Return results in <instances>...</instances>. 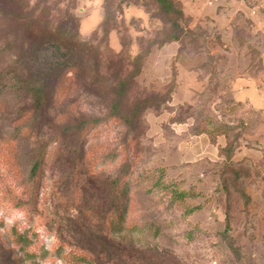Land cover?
Here are the masks:
<instances>
[{"label":"rangeland","instance_id":"374dc122","mask_svg":"<svg viewBox=\"0 0 264 264\" xmlns=\"http://www.w3.org/2000/svg\"><path fill=\"white\" fill-rule=\"evenodd\" d=\"M178 1L187 34L163 43L173 19L156 0H0V264H12L2 240L13 231L35 236L27 250L39 264H73L78 246L82 264H264V0ZM70 13L75 86L64 104L52 100L65 70L43 58L51 102L36 122L19 57ZM25 21L34 31L22 35ZM52 141L60 154L36 212L31 168ZM124 165L125 229L109 233L105 203Z\"/></svg>","mask_w":264,"mask_h":264},{"label":"trees","instance_id":"16d2710c","mask_svg":"<svg viewBox=\"0 0 264 264\" xmlns=\"http://www.w3.org/2000/svg\"><path fill=\"white\" fill-rule=\"evenodd\" d=\"M156 2L160 11L173 19L172 31L169 33L163 43L173 41L182 42L183 34H187V32L180 26V20L184 18V11L180 2L178 0H156ZM79 25V17L70 13L66 19L62 31H50L51 34L44 38L39 44H36L32 47H28L27 45V48H25L22 53H30L28 59H25L23 55L19 57L20 61L18 62V65L24 66L25 64H23V61H27L25 67H21L20 69L24 71L25 75L32 79L29 85L24 86V88L32 98L33 107L31 110V115L32 119L36 122H40L48 116L47 107L49 102H51V99L48 98L47 87L40 79V74L44 76V70L40 65L42 64L43 58L53 56L56 68H58L60 71L65 70L62 75L64 78L58 80L55 85L52 100L59 104H64L67 93L68 91L70 92L71 86H75L74 81L70 82L68 73L72 72L74 75H76L78 72L75 56L78 54L76 43ZM21 28L22 35H25L30 31H34L32 28V23L29 21L22 23ZM41 28V26L36 27V34L37 31H42ZM34 69H36L35 73ZM35 74L37 78H34ZM119 94V100L113 105V112H115L116 115L122 108L121 99L124 93L120 91ZM163 101H166L165 98H163ZM150 103L147 105H150ZM100 122L101 120L99 118H94L90 121L83 120L79 123L78 136L82 137V139L86 138L89 131ZM233 141L230 142V146H228V150L230 151L232 148H236L235 142L237 140L234 141V144ZM54 143L55 142L52 141L50 143L48 142L39 144V149L37 150L38 152L36 153L31 168L30 179L32 189L33 191H36V212H38V197L42 188V175L48 165V158L50 154L54 152V150H56L58 156L60 154V147H57L54 145ZM79 153L82 154L80 149ZM127 172L128 167L127 165H124L120 171V174L113 180L114 190L112 195L107 198L105 203V211L102 217L103 227L109 233H120L125 229V214L129 203L127 190L130 189L131 186L130 182L126 178ZM17 205H19V203H17ZM34 238L35 236H31L29 233H18L17 231H13L9 237L3 238V249L6 250L7 258L12 264H23L24 262L28 261L32 262V264H39L37 260L45 258L44 256H38L35 252H30L27 250L28 247L35 244ZM36 239L38 240V235H36ZM76 249L77 251H75L74 254L71 253L72 256H68V254H66L67 257H70L73 260V264H82L83 261L88 262L89 259L84 250L79 246L76 247ZM59 252L65 253V251H62L61 249L58 250L57 253Z\"/></svg>","mask_w":264,"mask_h":264},{"label":"crops","instance_id":"0c3cea01","mask_svg":"<svg viewBox=\"0 0 264 264\" xmlns=\"http://www.w3.org/2000/svg\"><path fill=\"white\" fill-rule=\"evenodd\" d=\"M251 14H252V16H253V15H257L258 13H257V11H254V10H253V11L251 12ZM259 14H260V13H259ZM246 80H248V79H246ZM257 80H258V76H255V77L253 78L252 81H257ZM261 100H262V102L264 103V97H262ZM258 102H260V101H258ZM262 102H260V104H262ZM260 107H263V106L260 105Z\"/></svg>","mask_w":264,"mask_h":264}]
</instances>
